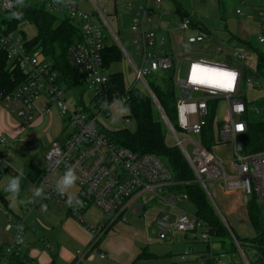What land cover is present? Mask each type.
Segmentation results:
<instances>
[{"label":"built area","instance_id":"1","mask_svg":"<svg viewBox=\"0 0 264 264\" xmlns=\"http://www.w3.org/2000/svg\"><path fill=\"white\" fill-rule=\"evenodd\" d=\"M91 1L95 4L94 0ZM257 1L264 7V0ZM162 2L163 0H123V7L132 15L133 43L142 57L140 65H135L131 61L119 40L118 47L131 61L136 80L142 85L140 89L155 101L166 127L167 144L181 149L193 170L195 181L199 182L206 192H209L207 181L220 180L225 189L242 190L249 197L256 195L259 201L264 203V149L249 152L245 149L243 140L249 129L248 99L244 93V86L252 85L254 88L264 90V75L256 77L255 71L249 70L245 64L246 53L237 52L228 55L224 62L187 58L185 76L181 77V63L177 62L169 41L160 36L158 28L162 25L161 18L157 21L155 19L158 15L155 7L160 6ZM46 6L49 11L71 20L81 29L83 37L70 46L68 55L72 64L84 73L88 89L96 90L93 103L97 111L92 113L91 108L78 101L73 107L70 106L66 88L61 83L60 74L53 62L43 57L40 51L30 50L24 36H16L14 31L7 32L0 27V47L6 49L9 62L27 74L26 82L14 92L4 95L2 102L28 125L35 118L37 101L46 96L48 103L58 107L69 120V130L64 142H55L45 155V174L39 180V185L45 188L49 197L66 205V197L59 196L52 190L54 184L49 175L65 169L66 165H72L76 169L78 176L76 184L80 187L78 196L84 202V207L75 210L68 208L71 215L90 231L91 241L85 248L77 251L75 264H86L95 253L102 258L105 257V253L101 251V243L111 228L120 221H127L128 213L137 216L144 214L154 201L164 205L155 218L160 239L178 232L187 234L191 240L211 245L212 227L195 213L179 208L180 202L189 201V196L186 192L174 189L180 182L174 179L167 163L154 154H139L120 146L99 129L98 114L106 112L101 107V101L106 99L111 102L109 99L111 72L105 67L103 50L113 43L109 42V34L115 36L100 8L95 4L100 15L97 10L90 12L81 6L80 0H72L71 3L62 5L55 3L54 0H47ZM12 8L11 0H1L2 11L7 12ZM237 12L239 13L240 9ZM261 16L264 20V10ZM157 22L158 26H155ZM193 27L192 18L184 17L174 29L177 31L176 41L198 45L208 38L207 31L186 34V31ZM259 40L264 42V23ZM170 70L173 72L177 95L176 125L162 109L163 113L161 112V107L159 108L148 84V79L152 75ZM207 70L214 72L215 75H211ZM230 73L234 75H229ZM133 88L135 86H128L127 92ZM184 90L190 91L189 97L184 96ZM120 97L126 102L129 98L128 94ZM213 101L217 103L213 104ZM221 103L226 106L222 116ZM40 108L42 114L51 111L49 105ZM212 109L216 112L213 120L215 145L233 143L232 159L227 161L230 167L213 153L214 145L206 147L202 143L201 135ZM250 112L260 114L261 110L260 107L252 105ZM128 115L125 116V122L131 123L132 119ZM8 148L7 138L0 136V173L12 169L7 159ZM57 161L60 163L57 164ZM13 172L16 174L15 170ZM42 204L45 205L42 200L34 203L44 210ZM90 204L102 210L103 221L95 224L86 222L83 210ZM34 205L27 207L28 211ZM176 210L179 212L176 213ZM225 225L233 236L237 251L228 258L225 257L226 254H212L210 262L198 258L200 264H249L240 242L228 225ZM6 229H15V234L13 242L0 253V264H10L8 263L10 257L20 255V242L25 232L24 222L21 220L10 222ZM192 254V250L183 252L180 256L182 263L190 264L188 260Z\"/></svg>","mask_w":264,"mask_h":264},{"label":"crops","instance_id":"2","mask_svg":"<svg viewBox=\"0 0 264 264\" xmlns=\"http://www.w3.org/2000/svg\"><path fill=\"white\" fill-rule=\"evenodd\" d=\"M118 1L119 0H104L103 2L113 7L114 11H116ZM204 1L207 2L208 0ZM186 2L188 1L163 0L160 6L155 7V11L158 13V15L155 16L156 21L161 18L162 25L161 28H158L160 36L169 41L174 50L177 62L181 64L184 61L188 62L187 58H204L209 60V58L203 56L208 54L223 53L227 57L237 52H245L247 55L246 61L249 60L251 62L253 56L256 58L253 67H250V64L247 65L246 61L245 64L251 71H255L256 77L261 75L256 71L258 57L264 56V42H260L259 40L262 24L264 23L261 16L264 7L261 3L257 0H215V5H217L218 8H223L226 18L223 20L222 28L211 33L210 30L206 28L198 27L196 23L200 19L198 18L197 12L194 11L195 6L190 4L191 10L189 11ZM238 9H240L239 13L237 12ZM209 12L210 9L208 10L205 8L203 16L207 21H209L210 17ZM186 16H190L194 21V27L187 30L186 34L191 35L200 33V31H207L209 36L204 42L193 45L189 43H178L176 41L175 37L177 31L174 29ZM155 26H158V22ZM72 90L75 91L76 87H73ZM262 91L264 95V90ZM37 103L36 117L28 124L29 127H27L28 125H25L15 113L5 107L0 99V136H5L7 138L9 147L7 159L12 167L10 171H3L0 173V181L3 180L6 185L9 175H16L13 172L14 170H21L26 175L21 181V192L18 198L12 199L8 194L3 195L2 192H5V185L3 189H0V208H6L8 210H0V253L4 251L6 246L13 242L15 234V229H6L7 224L16 220H21L24 222L25 232L22 238L23 240L20 242L21 252L19 256L22 258L27 257V264H75L77 251L85 248L91 241V233L83 223L71 215L66 205L49 197L48 199L42 200L46 205L44 210L34 205V202L31 203L34 207L28 212H25L24 208L19 209L17 213L12 211V203L13 206H16V200L24 201L27 197L28 194L26 193L28 192H25L26 189L31 190L35 185L41 187L39 181L36 180L37 178H34L33 169L39 168L44 170L46 162H44V167L41 168L34 164L33 161L29 162V160L23 164H19L15 157H13V149L19 141L18 136L28 134L30 129L34 128V126L40 122H50L55 110L58 108H56L55 105H50L46 96H42ZM255 103H258L261 107V113L263 112L264 114V96L261 100L255 101ZM44 105H49L51 109L48 114L41 113L40 107ZM221 106L223 108V113H225V104L221 103ZM48 140H46V144L34 145L32 149L27 148L29 150H24V153L30 156L35 154L38 155L39 151L42 149L47 153L55 142H59L57 139L52 140V138ZM215 148L217 157L221 159H228L233 155V143L231 142L222 143ZM27 164H29L28 169H26ZM55 173L53 172L54 175H49L53 184L60 176ZM210 181L211 189L208 187L209 194L212 190V195H210L214 197H212L214 201H217V204L216 201L215 204L219 210L218 214L224 216L225 220H223L225 224H227L233 234L237 235L239 238L254 237L255 231L250 221L248 211L249 196L245 195L242 190L225 189L220 180ZM78 193L79 190H76L75 194L78 195ZM38 201L39 200L36 202ZM93 205L94 204H90L83 210V217L86 222L90 224H95V222L98 221L94 216V210H91V206ZM159 206L161 209L164 208L163 204H159ZM33 209L39 211V218H32L31 215L33 212L31 211ZM158 211L155 214L154 221ZM29 212H31V214H29ZM160 240H168L170 244H183L184 248L174 253L172 252V245L166 246V249L162 251L153 252L151 250L152 244L147 237L146 231L140 229L137 225L129 223L128 219L127 221H120L116 223L102 239L101 251L105 253V257L102 258L95 253V255L87 260L86 264H146L149 260L155 259L162 260L163 264H183L180 256L186 250H192L193 252L188 262L190 264H200L198 258H204L207 262H210L212 254H226L225 257L228 258L229 255H233L234 253L231 248V243L228 241L224 245L220 242H213L211 245L203 242L201 244H194L192 243L194 240L189 239L187 234L178 232L170 234L167 238ZM143 251L152 253L154 258L137 260V256ZM9 260L8 263H10Z\"/></svg>","mask_w":264,"mask_h":264},{"label":"trees","instance_id":"3","mask_svg":"<svg viewBox=\"0 0 264 264\" xmlns=\"http://www.w3.org/2000/svg\"><path fill=\"white\" fill-rule=\"evenodd\" d=\"M11 1L13 8L7 11L9 16H6V11L0 9V27L7 32H13L24 21L34 24L36 35L27 39V47L32 51H40L43 57L53 62L60 74L61 83L67 89H72L78 83L86 84L84 73L72 64L68 55L70 46L83 37L79 26L71 20L61 18L49 11L46 6L47 0L41 5L24 0L22 7L16 6L15 0ZM13 12H21L22 18H14ZM103 55L107 69L123 58L122 50L115 43L107 45L103 50ZM256 71L264 75V56L258 57ZM26 80L27 74L15 64L10 63L6 49L0 47V99L2 100L3 96L8 93L14 92ZM173 80V72L170 70L152 75L148 79V84L163 112L176 125L175 102L177 95ZM127 87L122 72L111 73L109 99L112 101L113 96L117 93L119 96L128 94L129 98L126 103L131 108L128 116L132 119L134 128H120L106 134L120 146L139 154L151 153L164 160L170 167L174 179L180 182L174 189L186 192L189 201L195 206V215L212 227L213 242H220L224 245L228 241L231 243L232 251L236 252L237 246L230 230L210 201L205 189L195 181L193 170L181 149L178 146L167 144L166 127L155 101L142 89L135 87L127 92ZM212 103L216 104L217 101ZM247 105L249 129L243 137L244 147L249 152H255L264 149V116L257 117V114L250 112L252 105H258L255 101L247 100ZM258 107L260 106L258 105ZM215 114V110L212 109L201 135L202 143L206 147L215 145L213 127ZM33 171L34 178H37L38 181L45 174V169L35 168ZM248 211L255 236L239 238L235 235V237L245 251L249 264H264V204L259 201L256 195L249 197ZM147 258H154V255L143 251L137 256V260ZM9 261L11 264H27L28 259L27 257L12 256Z\"/></svg>","mask_w":264,"mask_h":264},{"label":"rangeland","instance_id":"4","mask_svg":"<svg viewBox=\"0 0 264 264\" xmlns=\"http://www.w3.org/2000/svg\"><path fill=\"white\" fill-rule=\"evenodd\" d=\"M30 1L33 4H39V5L46 2V0H30ZM94 1H95V4L100 8L103 16L106 18L107 22L109 23V25L111 26L112 30L115 33V36L113 34H109L110 35L109 42H113V43L119 45V43H118V40H119L121 42L122 46L124 47V49L127 51L129 57L131 58V61L135 65H140L142 57L138 53L136 45L133 43L134 33L131 30L132 15L129 14L125 10V8L123 7V0L118 1L116 11H114L113 7H110L109 5H107V3H104L103 2L104 0H94ZM106 1H108V0H106ZM187 1L188 2H186V4H187V8L189 9V11L191 10L190 4H193L195 6L194 11L197 12L198 18L200 19L196 23L199 28H206V29L210 30L211 33H214L215 30H219L220 28H222V25L224 22L223 20L226 18L225 12H224L222 7L218 8L217 5H215V0H208L207 2H205L204 0H192L193 2L191 0H187ZM80 4L84 9H86L90 12H95L97 10V12L100 15V12L98 11L99 8L97 6H95L93 1H91V0H80ZM205 8H207L208 10L210 9L209 21L204 19V16H203L204 12H205ZM6 16H9L8 12L6 13ZM0 25H1V19H0ZM198 30H200V29H198ZM14 32H15L16 36H20V35L24 36L25 35L24 36L25 39H30L36 34V27L34 26V24L30 23L29 21H24L19 25V27ZM203 56H205V57L209 58V60H213V61H221V62L226 61V56L223 53L208 54V55H203ZM255 59H256L255 56H253V58L251 59V62L249 60H247L246 61L247 65L250 64L249 66L253 67L255 65ZM131 61L129 60L127 55L125 53H123L122 60L114 63L110 67L109 71L112 73L113 72H122L124 74L125 82H126L127 86H135L138 88H142L141 83L136 80L134 67H133ZM181 67L182 68H181L180 76L184 77L185 72H186V68H187V62L186 61L182 62ZM75 87H76L75 91H73L72 89H68V90L65 89L66 93H67L68 104L73 107L76 104V102L78 101L82 104H85L89 108H91V112L95 113L97 111V109L95 108V105L93 103V99L95 97L96 90L95 89H91V90L88 89L87 84L78 83V84H76ZM244 93H245V96L247 97V99L249 101L261 100L264 96L263 91L261 89L254 88V87H252V85L244 86ZM107 113H108V111H106L105 113L101 112L100 114H98L97 123H98L99 129L102 133H107L111 130H116V129L125 128V127H128L130 129L134 128L133 122H131V123L125 122V116L119 121V123L112 124L110 122V118H109V115H107ZM223 114L224 113L222 111L220 113V115L222 116ZM263 115L264 114L262 112L260 114H257V117H262ZM68 124H69V120H68L67 116L63 115L60 112V110L57 108V110H55L53 117L51 118L50 122H40L37 125H35L34 128L30 129V132L28 134H22V135L18 136L19 141L17 142V144L15 145V147L13 149V157H15V159L18 161L19 164H23V163L27 162V160H29V162L33 161L34 164H36L37 166H39L41 168L44 167V165H45L44 156L46 154V151H44V149L40 150L38 155L35 154L32 156L26 155L24 153L25 152L24 150H29V149L34 148V147H32L34 145L35 146L38 144L41 145L42 143L46 144V140L51 139V138H52V140L57 139L59 142L63 143L65 138H66L65 136L67 135L68 130H69ZM27 127H29V125ZM170 142H171V144H173L172 141H170ZM217 146H219V145H217ZM215 147H216V145H214L212 147V151L216 155V148ZM27 148H29V149H27ZM189 149L191 150V147H189ZM216 157H217V155H216ZM219 159L222 161H225L227 163V161L232 159V157H230L228 159H221V158H219ZM226 165H227V167L231 166L230 163H227ZM28 167H29V164H27L26 169H28ZM64 170L65 169H61V170L55 171L56 173L55 172L54 173L62 175ZM51 174L54 175L53 173H51ZM210 183H211V181H207V187H209V189H211ZM4 185H5L4 181L1 180L0 181V189H3ZM76 190H80V187L77 184L70 191L75 194ZM211 191H210V194H211ZM25 192H28V193H26L28 195L24 199V201L23 200H20V201L16 200V203H17L16 206H13V203H12V211L13 212L17 213L19 209H23V208H24L25 212H28L27 207H29L31 205V203H29L28 200H29V198L32 197V191L30 189H26ZM2 194L6 195L8 193L2 192ZM207 194H208L210 201L213 203V205L215 206L216 210L219 213V210L216 206L217 201L215 200L216 201V204H215L214 199H212L213 196L211 197L212 194L210 195L208 191H207ZM179 208L185 209L189 213L195 212L194 204L188 200H184V201L180 202ZM160 209H161V207L159 206V204H157L156 201H154V202L150 203L149 207L146 209L144 214L140 215L141 217H138L137 215H132L131 213H128L127 214L128 215V222L133 224V225H137L140 229H143L144 231H146L147 237L149 238L150 243L152 244L151 250L153 252L162 251V250L166 249V246H172L173 245V251L172 252L177 253L181 249L184 248L183 244H179V243L170 244V242L168 240H160L158 238L157 227H156V223L154 221V217H155L156 212ZM0 210L1 211L2 210L8 211L6 208L5 209L0 208ZM91 210H94V216L98 219V221H96L95 223H98V222H101L104 220V214L98 206H96V205L91 206ZM31 212H33V214L31 215L33 219L39 218L40 213L38 210L33 209ZM31 212H29V214H31ZM175 212L178 213L179 210H176ZM220 216L222 217V219H224L223 215L220 214ZM0 220H1V217H0ZM22 240L23 239H21V241ZM192 243L201 244L202 242H200L199 240H196ZM146 264H163V262L160 259H155V260H149Z\"/></svg>","mask_w":264,"mask_h":264},{"label":"clouds","instance_id":"5","mask_svg":"<svg viewBox=\"0 0 264 264\" xmlns=\"http://www.w3.org/2000/svg\"><path fill=\"white\" fill-rule=\"evenodd\" d=\"M57 4L71 3L72 0H54ZM15 5L22 7L24 5V0H15ZM12 16L16 19L22 18L21 12H13ZM101 107L104 108L109 113L110 122L112 124H117L126 115L130 114L131 108L126 103L124 98H121L119 94H115L111 102L105 100L101 101ZM60 162L57 161V164ZM16 175H9L7 184L4 187V191L9 194L12 199L18 198L21 192V181L25 178L24 173L21 170H15ZM78 176L76 169L72 165H66L65 170L62 175L58 177L55 181L52 190L59 196H65L66 206L71 207L74 210L84 207V202L79 198L78 195L72 193L70 190L76 186ZM32 197L29 198V203H34L37 200L48 199L49 196L45 191L43 186L34 187L31 189ZM42 207L46 205L42 204Z\"/></svg>","mask_w":264,"mask_h":264},{"label":"water","instance_id":"6","mask_svg":"<svg viewBox=\"0 0 264 264\" xmlns=\"http://www.w3.org/2000/svg\"><path fill=\"white\" fill-rule=\"evenodd\" d=\"M1 28H2V27H1ZM183 93H184V96H186V97H189L190 94H191L189 90H184ZM159 108H160V106H159ZM160 110H161V108H160ZM161 112H162V110H161ZM162 113H163V112H162Z\"/></svg>","mask_w":264,"mask_h":264},{"label":"bare ground","instance_id":"7","mask_svg":"<svg viewBox=\"0 0 264 264\" xmlns=\"http://www.w3.org/2000/svg\"><path fill=\"white\" fill-rule=\"evenodd\" d=\"M207 71H209V70H207ZM209 73H211V75H215V73L214 72H212V71H209ZM217 73V72H216Z\"/></svg>","mask_w":264,"mask_h":264},{"label":"snow or ice","instance_id":"8","mask_svg":"<svg viewBox=\"0 0 264 264\" xmlns=\"http://www.w3.org/2000/svg\"><path fill=\"white\" fill-rule=\"evenodd\" d=\"M229 75H234V73H230ZM239 128H242L243 126H238Z\"/></svg>","mask_w":264,"mask_h":264}]
</instances>
